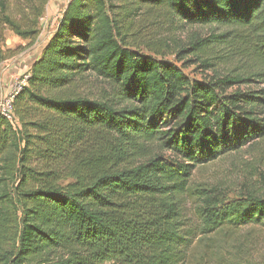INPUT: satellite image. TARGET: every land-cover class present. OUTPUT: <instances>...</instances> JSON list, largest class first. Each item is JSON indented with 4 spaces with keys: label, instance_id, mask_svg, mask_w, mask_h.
<instances>
[{
    "label": "trees",
    "instance_id": "1",
    "mask_svg": "<svg viewBox=\"0 0 264 264\" xmlns=\"http://www.w3.org/2000/svg\"><path fill=\"white\" fill-rule=\"evenodd\" d=\"M47 2L0 0V63L6 31L33 42ZM169 16L218 27L174 51L211 77L138 49ZM14 111V125L0 113V264H186L197 240L264 226V191L192 181L264 141V0H69Z\"/></svg>",
    "mask_w": 264,
    "mask_h": 264
},
{
    "label": "rangeland",
    "instance_id": "2",
    "mask_svg": "<svg viewBox=\"0 0 264 264\" xmlns=\"http://www.w3.org/2000/svg\"><path fill=\"white\" fill-rule=\"evenodd\" d=\"M67 1L69 0H48L39 21L40 33L33 42L24 41L12 31H6V47L14 50L11 59H21L30 54L34 50L33 45L41 43V40L47 39L53 33ZM154 27L157 35L153 40L157 42L138 44V49L148 52L149 47H162L165 57L180 66L191 78L203 79L212 76L213 70L202 66L198 53L191 50L177 54L174 51L187 46V41L195 34L207 36L216 31L217 26L190 25L169 16L161 19ZM221 69V66L216 67L215 72ZM89 83L91 86L94 84L96 92L108 88L107 82L101 77L93 76L89 78ZM247 148L198 167L192 181L206 187L217 186L229 197L238 195L245 185L263 192L264 141L258 145L257 152L253 153ZM186 264H264V226L250 224L236 230L214 233L202 241L197 240L190 250Z\"/></svg>",
    "mask_w": 264,
    "mask_h": 264
},
{
    "label": "crops",
    "instance_id": "3",
    "mask_svg": "<svg viewBox=\"0 0 264 264\" xmlns=\"http://www.w3.org/2000/svg\"><path fill=\"white\" fill-rule=\"evenodd\" d=\"M49 37L50 36H48L47 39L41 40V43L38 42L37 44L33 45L34 50L30 54L25 55L23 58H10L0 63V65L3 64L0 67V99L3 95L7 94L10 91V88L13 87L16 79L19 76L29 72L32 63L40 56L42 48L48 41Z\"/></svg>",
    "mask_w": 264,
    "mask_h": 264
},
{
    "label": "built area",
    "instance_id": "4",
    "mask_svg": "<svg viewBox=\"0 0 264 264\" xmlns=\"http://www.w3.org/2000/svg\"><path fill=\"white\" fill-rule=\"evenodd\" d=\"M28 73L22 74L19 76L12 90L6 94L0 101V113L8 119L13 125L15 124L16 117L14 111V98L15 95L22 89L24 85L27 83Z\"/></svg>",
    "mask_w": 264,
    "mask_h": 264
}]
</instances>
